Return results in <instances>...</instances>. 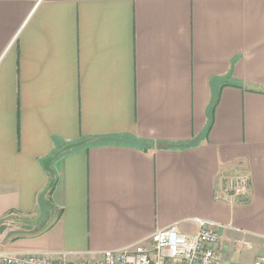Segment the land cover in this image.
<instances>
[{"label": "crops", "instance_id": "obj_1", "mask_svg": "<svg viewBox=\"0 0 264 264\" xmlns=\"http://www.w3.org/2000/svg\"><path fill=\"white\" fill-rule=\"evenodd\" d=\"M7 218L6 255L94 261L205 221L222 264L264 256V0H0Z\"/></svg>", "mask_w": 264, "mask_h": 264}, {"label": "built area", "instance_id": "obj_2", "mask_svg": "<svg viewBox=\"0 0 264 264\" xmlns=\"http://www.w3.org/2000/svg\"><path fill=\"white\" fill-rule=\"evenodd\" d=\"M221 192L232 198L246 197L250 191V174L241 169L222 176ZM140 242L122 250L102 252L97 259L69 261L49 260L37 254H0V264H222L215 225L200 221L196 234L185 236L175 228L156 231L147 243ZM254 264H264V256Z\"/></svg>", "mask_w": 264, "mask_h": 264}, {"label": "trees", "instance_id": "obj_3", "mask_svg": "<svg viewBox=\"0 0 264 264\" xmlns=\"http://www.w3.org/2000/svg\"><path fill=\"white\" fill-rule=\"evenodd\" d=\"M209 129H210V125H208V127H206V129L204 130L203 136L208 134ZM117 139L118 138H116V141H118V142H123L124 141L126 143H130V144H133V145H138V146L144 145L143 147L148 148V149L153 148L151 145L145 144L141 140H138V139H135V138H131V137L120 138L118 140ZM189 145H191V144H179V146H174L173 145V146H171V148H184V147L189 146Z\"/></svg>", "mask_w": 264, "mask_h": 264}, {"label": "rangeland", "instance_id": "obj_4", "mask_svg": "<svg viewBox=\"0 0 264 264\" xmlns=\"http://www.w3.org/2000/svg\"><path fill=\"white\" fill-rule=\"evenodd\" d=\"M20 222V219H17V218H7L5 219L1 225H0V231H3L4 229H8V228H11V227H17L18 224ZM21 222H25V221H21ZM18 231V230H16ZM15 232V231H14ZM12 232H8V236L11 235Z\"/></svg>", "mask_w": 264, "mask_h": 264}]
</instances>
